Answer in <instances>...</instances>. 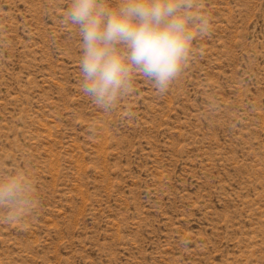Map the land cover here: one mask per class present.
<instances>
[{"label":"rangeland","instance_id":"obj_1","mask_svg":"<svg viewBox=\"0 0 264 264\" xmlns=\"http://www.w3.org/2000/svg\"><path fill=\"white\" fill-rule=\"evenodd\" d=\"M115 5L118 0H110ZM71 0H0V264H264V0H196L164 92L80 89Z\"/></svg>","mask_w":264,"mask_h":264},{"label":"clouds","instance_id":"obj_2","mask_svg":"<svg viewBox=\"0 0 264 264\" xmlns=\"http://www.w3.org/2000/svg\"><path fill=\"white\" fill-rule=\"evenodd\" d=\"M64 23L82 37L81 92L101 107L116 103L137 75L164 93L181 75L197 36L211 31L196 0H71ZM22 176L0 178V203L26 202Z\"/></svg>","mask_w":264,"mask_h":264}]
</instances>
